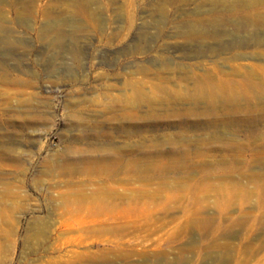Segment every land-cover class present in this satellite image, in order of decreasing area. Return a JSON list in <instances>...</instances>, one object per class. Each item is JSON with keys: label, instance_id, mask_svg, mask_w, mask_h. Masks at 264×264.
Listing matches in <instances>:
<instances>
[{"label": "rangeland", "instance_id": "1", "mask_svg": "<svg viewBox=\"0 0 264 264\" xmlns=\"http://www.w3.org/2000/svg\"><path fill=\"white\" fill-rule=\"evenodd\" d=\"M0 264H264V0H0Z\"/></svg>", "mask_w": 264, "mask_h": 264}, {"label": "bare ground", "instance_id": "2", "mask_svg": "<svg viewBox=\"0 0 264 264\" xmlns=\"http://www.w3.org/2000/svg\"><path fill=\"white\" fill-rule=\"evenodd\" d=\"M161 8H162V6H161ZM253 25H255V24H249V26H253ZM203 26H204V23H203V25H201V27H203ZM246 26H247V24H246ZM255 27L256 26H253V28H255ZM189 31H190V33H196V32H200L201 29H199V27L196 25H192L190 27ZM202 33L209 34V32L207 30H204V29H202ZM234 81H236V80H234ZM238 82H239L238 86L241 88H244V89L249 88V87H254L253 76H252V78H249L247 76V74L243 78H241ZM231 91H232L231 89L226 90L224 92V94L226 95L228 92L231 93ZM199 92L201 94H203L202 90H200ZM230 96L232 98H234L233 93H231ZM199 97H203V96L200 95ZM99 160L100 159H98V160H96L90 164L86 163V164L82 165L81 166L82 170L84 172L89 173L91 170H93L95 168H97L99 170L104 169L105 171H107V175H110L112 173V171L109 170L111 167V163H112L111 159H109L108 161L106 160V162L104 161L105 163H101L102 161L100 162ZM71 167L74 170L77 169V167L74 164H71ZM96 193H98V191ZM113 197H114V194L111 192L110 188L106 189L104 192H102V194H92V195L85 194V192L81 189L80 192L77 193L76 197H74V199L72 200V202L74 204H76V205H74L73 208H75L77 211L91 210L92 209L93 211H97V212L100 211L101 212L104 210H110L111 206H112ZM118 197L123 198L125 196L124 195H120V196L118 195ZM13 203H14V201H12V204H10L9 208L5 209V211L8 209L10 211H14L15 207L13 206L14 205ZM85 204H87V205L85 206ZM73 212H75V211H73ZM34 229H36V228H34Z\"/></svg>", "mask_w": 264, "mask_h": 264}]
</instances>
